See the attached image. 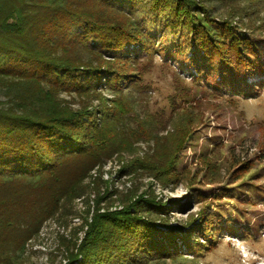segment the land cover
<instances>
[{
    "label": "trees",
    "instance_id": "16d2710c",
    "mask_svg": "<svg viewBox=\"0 0 264 264\" xmlns=\"http://www.w3.org/2000/svg\"><path fill=\"white\" fill-rule=\"evenodd\" d=\"M258 4L0 0V264H23L27 245L44 224L88 196L85 182L106 160L137 151L147 126L166 130V124L143 122L133 111L132 96L142 93L157 56L165 58V68L169 62L185 68L192 83L211 90L209 96L255 98L264 92V48L248 34L253 21L243 19L248 7L257 17ZM221 6L230 15L221 14ZM253 77L259 81L251 82ZM192 94L182 88L171 97L168 124L189 110L178 98L190 103ZM193 115L166 136H155L159 160L136 156L123 173L142 171L163 188L183 182L177 166L195 131ZM245 166L232 174L233 183L255 168ZM205 179L220 182L208 174ZM149 194L131 193L119 210L97 205L91 222L86 217L71 238L60 236L66 264H166L182 258L180 243L197 260L233 233L230 224L222 226L219 211L208 208L191 214L185 225L173 224L168 203ZM178 210L190 212V204Z\"/></svg>",
    "mask_w": 264,
    "mask_h": 264
},
{
    "label": "rangeland",
    "instance_id": "374dc122",
    "mask_svg": "<svg viewBox=\"0 0 264 264\" xmlns=\"http://www.w3.org/2000/svg\"><path fill=\"white\" fill-rule=\"evenodd\" d=\"M252 9L245 10L248 15L243 19L245 23L253 21L248 34L264 48V24L259 25L264 23V0L257 5V17L249 14ZM220 11L230 15L227 7L221 6ZM149 32L152 35L159 33L154 28ZM164 62L165 58L156 57L154 65L144 75L142 93L133 94L132 98L134 114L140 120L166 124V130L147 126L151 132L148 131L146 141L134 145L137 151L115 154L96 168L85 182L90 185L88 196L74 201L73 206L62 212V217L44 224L38 238L27 245L23 264H66L60 250V236L71 238L73 230L83 226L86 217L91 222L97 205L102 211L121 209L131 193L149 197L152 193L157 200L168 203L173 224L185 225L191 214L208 208L211 213L219 211L222 226L231 225L233 233L225 234L214 252L193 260L192 254L180 243L178 248L183 250L182 258L167 260L166 264H264V92L255 98L209 96L211 90L201 83H192L190 72L185 68L172 62H169L171 67L165 68ZM254 81L259 79L253 77L251 82ZM182 88L193 91L190 103L178 98V104L189 110L179 113L168 124L173 115L170 112L171 97L180 94ZM105 95L111 97L109 93ZM191 114H194L195 131L179 153L177 166L184 175L183 182L163 188L142 171L132 175L123 173V167L136 156L153 155L159 160L160 154L154 151L155 136H166L184 124L187 115ZM198 118H201L200 123L196 121ZM128 122L129 126H137L132 119ZM205 159L212 161L210 165L204 162ZM247 162L255 168L233 183L232 174L242 167L247 168ZM234 164L237 166L233 167ZM207 174L208 180L214 177L220 182H208ZM193 177L195 180L190 182ZM189 185L193 186L192 191L188 189ZM189 204L190 212H178L179 205ZM83 236L81 230L80 239Z\"/></svg>",
    "mask_w": 264,
    "mask_h": 264
}]
</instances>
